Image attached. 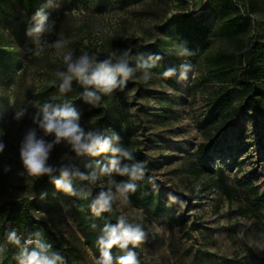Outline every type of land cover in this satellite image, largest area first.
Wrapping results in <instances>:
<instances>
[{"label": "rangeland", "instance_id": "rangeland-1", "mask_svg": "<svg viewBox=\"0 0 264 264\" xmlns=\"http://www.w3.org/2000/svg\"><path fill=\"white\" fill-rule=\"evenodd\" d=\"M215 1L78 0L67 5L66 0H38L31 14L33 24L35 14L41 9L48 22L54 10H57L55 13L59 10L61 16L56 21L58 27L52 33L42 34L41 41L35 42L34 37L24 35L26 44L32 45L31 57L25 46L16 41L12 29L17 28V17L21 16L18 9L5 14L0 10V46L8 49L10 62L0 73V139L6 144L4 153L0 154V206L11 199L31 203L39 196L42 205L35 210L37 218L64 240L65 246L77 255L79 264H96L100 255L87 245L79 225L82 221L80 203L92 192L91 186H73L81 192L79 198L56 189L44 196L38 191V183L48 175L35 178L24 173L19 145L29 128H37L38 134H43L34 123L43 104L64 100L75 103L74 98L49 89L56 73L66 70L65 53L70 51L79 56L87 52L104 59L109 54L118 56L127 50L132 56L130 64L135 67L137 51L145 53L158 48L155 54L162 57L158 63L164 61L168 68H177L176 77H171V81L157 74L155 69L151 70L149 82L143 83L141 70L137 69L136 77L123 89L126 98L115 91L102 97L100 107L85 103L78 110L81 126L86 131L99 130L111 136L116 133L115 118L122 121V129L116 133L121 137L120 142L129 144V149L139 150L144 163L152 165L156 189L174 217L167 212L151 213L130 201L121 203L110 181L120 183L123 176L115 172L100 177L95 183L96 196L102 190L111 189L116 196L113 203L116 217L124 215L130 222L142 225L146 240L135 252L145 264H264V250L255 248L258 243L264 244V233L262 239L256 233L257 226L263 230L264 221L239 213L240 207L250 205L246 179H251L264 195V131L258 129L249 110L240 114L223 136L221 149L215 153L211 164L215 173L198 174L191 166L198 160L199 144L208 138L200 127L209 106V89H205L204 80L208 66L203 60L204 54L216 52L224 42L216 36L200 51L198 40L192 55H182V47L173 55L178 45L177 39L171 36L170 19L188 12L202 27L218 33ZM236 2L243 13L253 18L247 39L252 37L264 44V0ZM44 40L49 43L45 44ZM57 40L69 43L66 47H55L52 43ZM12 57L16 60L12 61ZM182 63L191 68L188 78L178 82ZM37 91L38 94H34ZM21 111L23 116L16 119V113ZM107 114L110 115L109 125L102 121ZM214 136L219 135L214 133ZM111 158L107 154L77 157L69 146L60 144L54 146L49 164L57 167L66 164L70 173L76 169L87 173L92 167L86 165L95 167L97 161L105 165ZM6 168L9 170L5 171ZM221 169L228 183L236 188L231 199L214 182ZM14 230L20 244L9 251L8 245L0 240V264H11L23 247H34V243L26 244L28 240L43 239L49 243L42 228L31 231L15 225Z\"/></svg>", "mask_w": 264, "mask_h": 264}, {"label": "trees", "instance_id": "trees-1", "mask_svg": "<svg viewBox=\"0 0 264 264\" xmlns=\"http://www.w3.org/2000/svg\"><path fill=\"white\" fill-rule=\"evenodd\" d=\"M78 0H66L67 5L72 4ZM38 0H0V10L6 13L8 10L18 9L20 17H17V28L13 29L16 41L25 46L30 57L33 55L31 46L27 45L24 35L34 24L31 20V14L34 10V5ZM216 13L218 33L210 28L201 26L200 21L191 13H184L174 15L170 19L172 25L171 36L177 39V48H175L173 55L179 50V47L187 48L191 52L196 50L195 44L199 40L201 46L200 51L207 48L210 41L215 37L222 38L224 46L214 53L204 54V62L207 64L206 76L204 78L206 87L209 89L207 95L209 97L207 115L200 124L203 132L208 136L207 141L199 144L196 151L198 160L191 163V166L198 174L215 173L211 167L212 160L215 153L221 148L223 136H226L232 124L235 123L240 114L247 110L252 114L260 131H264V44L261 41L254 40L252 37L247 39L248 33L252 30L253 18L250 14L243 13L241 7L236 0H216L213 5ZM54 10L50 21H55L54 28L56 29V21L61 14L58 10ZM60 21V20H59ZM56 25V26H55ZM158 48L148 50L145 53L136 52V58L146 59L150 54L157 53ZM8 49L0 46V73L1 68L8 65ZM12 61L16 57L11 58ZM158 70L159 75L168 69L166 62L158 63L152 70ZM166 78V77H165ZM171 81L170 78H166ZM173 85L176 82L172 80ZM55 82V83H53ZM61 80L58 77L53 78L49 89L57 91L60 94L69 98H74L76 108L84 106L85 102L81 99V92L83 88L75 80L72 81V90L67 93H61L59 84ZM123 98H126L125 90H116ZM2 97L0 96V100ZM127 103V102H126ZM114 116L117 114H113ZM113 116V117H114ZM110 115L107 114L102 121L109 125ZM121 120L115 118L113 127L116 133L122 129ZM214 133L219 136L215 137ZM264 137V135H262ZM214 137V138H213ZM263 139V138H262ZM262 139H259L261 142ZM125 146L129 149V144L119 142H112V147ZM133 152L136 161L142 162L146 166V175L143 180L138 181V188L135 193H129V201L136 205L146 208L151 213L167 212L171 217H174L173 212L164 206L161 194L157 191L154 178L152 176V165L145 164L143 157L139 150L129 149ZM107 156L112 157L111 153ZM127 161H122L125 163ZM57 178L59 172L53 173ZM128 178L123 176V181ZM70 182L72 186H91L92 192L86 199L81 200L80 209L82 214V221L79 223L80 231L85 238L87 245L94 251L95 254L100 255L96 241L101 230L106 223H116L117 217L113 213H103L100 217L94 216L89 208L92 200L96 197L97 189L95 184H90L88 181H81L78 178L71 177ZM218 189L221 190L229 199L234 195L236 188L228 183L224 170L218 174V178L214 181ZM247 190L250 193V205L242 206L239 213L242 216H257L264 221V195L260 188L255 185L251 179H246ZM40 193L44 196L48 195L51 189H56L52 179L48 178L38 183ZM57 190V189H56ZM63 192L62 190H59ZM42 205V199L38 196L31 203H24L22 201L11 199L0 206V240L8 245L9 251L15 250V245L8 241V233L14 230L15 225H19L31 231L42 230L47 233L49 243L52 245V251L58 252L63 258L65 264H79L77 255L71 248L65 246L64 240L57 235L47 224H44L37 218L35 210ZM95 225V227H93ZM264 228L256 227V233L262 239ZM131 247V246H130ZM135 251V249H134ZM20 251L16 253L11 264H18L17 257ZM118 248L112 249V255L118 257L123 255ZM140 264H145L140 261Z\"/></svg>", "mask_w": 264, "mask_h": 264}, {"label": "clouds", "instance_id": "clouds-1", "mask_svg": "<svg viewBox=\"0 0 264 264\" xmlns=\"http://www.w3.org/2000/svg\"><path fill=\"white\" fill-rule=\"evenodd\" d=\"M33 19L34 26L28 29L27 35L34 37L35 42L41 41L42 34L54 31L55 21L48 22V17L42 9L37 11ZM44 43L48 44L49 42L44 40ZM68 43V40H57L52 45L66 47ZM181 54L190 56L192 52L185 47ZM161 59L162 57L158 54H150L146 59L138 60L136 66L133 67L130 64L132 56L127 50L118 56L109 54L104 59H99L96 55H90L87 52L75 56L69 51L63 55L66 70L56 73L61 80L59 90L61 93L70 92L72 81L75 80L83 88L80 94L81 99L93 108H97L101 106L100 102L103 96H110L118 89L123 90L127 83L136 77L137 69L141 70V81L149 82L152 77L151 70ZM190 68L191 66L187 63L179 65L178 82L188 78ZM176 73L177 68L171 67L165 70L162 76L176 77ZM34 94H38V91ZM23 114L22 111L16 113L15 118L20 119ZM80 120V111L68 100L61 103L43 104L40 107L38 118L34 119V123L38 125L43 134H38L37 128H29L19 145V157L24 173L35 178L48 175L57 190L79 198L81 192L74 190L70 182V175L81 181L95 184L100 177L110 176L115 172L119 176L128 178L120 183L110 181L115 185L121 203H128L129 193L137 191V182L143 180L146 175V166L142 162L136 161L133 152L125 146L112 147V141L119 142L121 140L118 134L113 132L111 136H106L99 130L86 131L81 126ZM49 136L53 138L46 139ZM60 144L69 146L77 157L84 155L97 157L111 153L112 158L105 165H101L99 161L96 162L95 167L90 164L86 165V167H92L90 172L85 173L76 169L70 173L69 166L66 164L58 167L49 164L54 146ZM5 148V142L0 139V154L4 153ZM122 161L127 162L122 163ZM7 170L9 169L6 168L5 171ZM56 172H59L58 178L53 175ZM115 200L116 196L111 189L102 190L89 205L90 211L96 217H100L103 213H112ZM146 236L147 233L141 224L130 222L124 215L118 216L116 223L109 222L103 226L101 234L97 238L96 244L100 256L96 264H140L134 249L145 242ZM8 241L16 245L20 244V238L15 230L9 231ZM33 243L34 247L32 248L23 247L21 249L17 257L18 264H65L64 258L58 252L52 251L50 243L43 239L26 241V244ZM114 247L124 254L114 258L112 255ZM255 248L264 250V244L258 243Z\"/></svg>", "mask_w": 264, "mask_h": 264}]
</instances>
